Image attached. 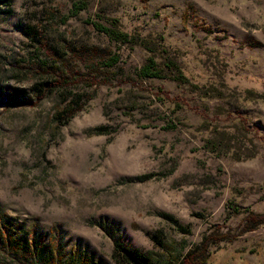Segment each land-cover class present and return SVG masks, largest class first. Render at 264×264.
<instances>
[{"label":"rangeland","instance_id":"rangeland-1","mask_svg":"<svg viewBox=\"0 0 264 264\" xmlns=\"http://www.w3.org/2000/svg\"><path fill=\"white\" fill-rule=\"evenodd\" d=\"M76 3L86 4L77 16ZM98 14L163 35L195 84L264 93V0H0V87L21 91L0 96V217L15 244L40 247L17 256L0 240V264L172 261L222 235L230 241L211 245L209 264H264V225L244 232V215L228 211L264 215V102L140 78L149 54L97 32L88 19ZM71 46L121 62L93 71ZM206 118L242 122L258 157L214 156Z\"/></svg>","mask_w":264,"mask_h":264},{"label":"trees","instance_id":"trees-1","mask_svg":"<svg viewBox=\"0 0 264 264\" xmlns=\"http://www.w3.org/2000/svg\"><path fill=\"white\" fill-rule=\"evenodd\" d=\"M86 4L76 3L73 7L72 14L77 16L81 11L85 10ZM67 18H65V21ZM88 22L93 25L94 29L104 34L115 45L126 46L129 49L135 47H141L145 50L149 57L145 63L138 70V75L142 79H159L170 80L178 85L188 86L202 99H228L232 97L236 102H264V93H259L254 89H246L238 92L231 89L225 83L221 84V88H217L214 85L200 86L192 82L187 76L184 69L180 65L179 61L171 51L165 45V38L163 35L157 37L143 36L139 33H129L123 29V26L119 19L108 18L101 15H96V18L88 19ZM73 55L79 60L85 62L89 69L93 71H102V69H111L116 67L121 62V56L114 54L108 57L105 50H99L94 48L80 47L76 48L71 46ZM162 55V60L159 62L157 55ZM218 61H220L218 59ZM21 94V91L11 89L6 86L0 87L1 97H16ZM69 115L74 114L76 111L73 107H69L67 110ZM166 129H176V125H169ZM202 131L208 134V138L205 140V148L216 157H230L236 162H246L258 157L259 152L257 145L252 137H249L250 132L243 125V123H237L234 125H221L220 123H213L206 118L201 126ZM105 135V128L100 127L96 129L93 136ZM155 175H146L141 180L154 179ZM228 211L231 217H238L244 215V232H252L257 230L260 226L264 225V215H258L250 209H244L239 207L234 202L228 203ZM165 217L174 223L178 222L172 217L165 215ZM7 218V216H5ZM3 217H0V227H5V230L0 229V240L3 241L8 247L10 246V252L14 255L27 254L30 252L33 254V248L38 247L37 240L29 242V239L22 242H16L14 231H7L8 223L3 221ZM182 231H186L184 228H180ZM228 241L227 236H206L202 239L199 245H196L190 249L187 254L182 258H176L175 260L161 261L151 260L149 258H140L137 256L130 257V264H209L214 252L210 251V247L213 244ZM40 247H38L39 250ZM124 249V248H123ZM35 250V251H36ZM127 254H130V251Z\"/></svg>","mask_w":264,"mask_h":264}]
</instances>
